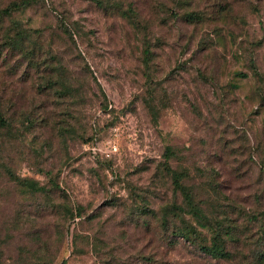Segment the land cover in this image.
I'll use <instances>...</instances> for the list:
<instances>
[{"label": "rangeland", "instance_id": "rangeland-1", "mask_svg": "<svg viewBox=\"0 0 264 264\" xmlns=\"http://www.w3.org/2000/svg\"><path fill=\"white\" fill-rule=\"evenodd\" d=\"M0 111V264H264V0H0Z\"/></svg>", "mask_w": 264, "mask_h": 264}, {"label": "trees", "instance_id": "trees-1", "mask_svg": "<svg viewBox=\"0 0 264 264\" xmlns=\"http://www.w3.org/2000/svg\"><path fill=\"white\" fill-rule=\"evenodd\" d=\"M10 11H8L7 13H9ZM3 115L1 114L0 111V121H3ZM172 148L171 147H167L166 149V153H165V157H166V161H165V167L168 170V172L171 174L172 178H173V182L174 185L176 186V188H178L179 191H181V193L185 196V198L188 201H192V192L190 190V188L184 183L183 179L185 178L186 174L184 171H179L174 169L169 162V159L171 158L172 155ZM22 183L26 186H28L29 188H32L33 190L36 191H42L44 189V187L39 186V184L35 181H29L27 179L22 180ZM193 205V204H192ZM194 206V205H193ZM194 211L193 214L198 218V222L199 224H201L202 226H205V223H203V215L201 210L197 207L194 206ZM192 232L194 231L195 234H199V231L195 228L192 227ZM189 230H182L180 232V235L184 238H191V234ZM231 234L230 232H227V235ZM211 244L210 245H203L201 248L202 250L214 257V258H230L232 256L231 252L228 251V249L226 248V240L223 237V234L220 232V230H217L214 232L212 239H211Z\"/></svg>", "mask_w": 264, "mask_h": 264}, {"label": "built area", "instance_id": "built-area-1", "mask_svg": "<svg viewBox=\"0 0 264 264\" xmlns=\"http://www.w3.org/2000/svg\"><path fill=\"white\" fill-rule=\"evenodd\" d=\"M92 148H93L94 150H96L97 147H96V145L94 144ZM114 148L117 150L116 147H114Z\"/></svg>", "mask_w": 264, "mask_h": 264}]
</instances>
